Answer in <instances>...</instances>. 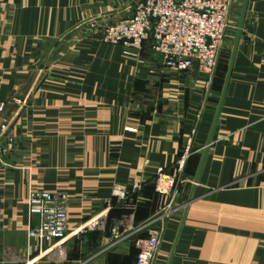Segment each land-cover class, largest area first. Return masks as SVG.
Returning a JSON list of instances; mask_svg holds the SVG:
<instances>
[{
	"label": "crops",
	"instance_id": "obj_1",
	"mask_svg": "<svg viewBox=\"0 0 264 264\" xmlns=\"http://www.w3.org/2000/svg\"><path fill=\"white\" fill-rule=\"evenodd\" d=\"M138 2L0 0V125L14 142L0 157V264H134L130 240L111 246L113 229L124 235L172 198L153 264H264V0L247 1L222 103L232 50L206 88L149 44L129 58L103 42ZM159 168L178 179L163 194ZM41 191L65 197L59 250L29 236L40 217L28 200ZM98 217L100 229L76 234Z\"/></svg>",
	"mask_w": 264,
	"mask_h": 264
},
{
	"label": "built area",
	"instance_id": "obj_2",
	"mask_svg": "<svg viewBox=\"0 0 264 264\" xmlns=\"http://www.w3.org/2000/svg\"><path fill=\"white\" fill-rule=\"evenodd\" d=\"M232 0H139L133 14L124 20L106 26L102 40L106 45H119L123 55L138 58L143 46L149 44L152 53L168 70L182 75L196 72L204 78L208 88L213 80L218 56L226 38ZM3 106H0V113ZM7 126L0 125V157L12 151L14 142L6 137ZM190 148L187 146L178 161L181 171ZM156 189L163 194L175 188L178 179L166 175L159 168L156 175ZM135 186L134 189H138ZM119 202L127 200L125 188L114 190ZM173 198L164 213L139 226L130 224L122 235L118 228L112 231L111 246L122 240H130L137 251L134 264H153L162 235L164 220L172 210ZM28 211L40 217L37 227L29 231V236L37 239L41 248L48 244L58 249L68 237L69 219L65 207V197L59 193L36 192L30 194ZM103 225V217L92 219L82 225L77 235L95 232Z\"/></svg>",
	"mask_w": 264,
	"mask_h": 264
},
{
	"label": "rangeland",
	"instance_id": "obj_3",
	"mask_svg": "<svg viewBox=\"0 0 264 264\" xmlns=\"http://www.w3.org/2000/svg\"><path fill=\"white\" fill-rule=\"evenodd\" d=\"M232 2H231L230 13H229L226 38L224 40L221 51L219 53L218 62H217V67L222 63L221 66L223 67V70L227 68L229 56H230L233 43L235 40L236 32H237V27L239 23V15L241 12V8L238 6H234V3Z\"/></svg>",
	"mask_w": 264,
	"mask_h": 264
},
{
	"label": "water",
	"instance_id": "obj_4",
	"mask_svg": "<svg viewBox=\"0 0 264 264\" xmlns=\"http://www.w3.org/2000/svg\"><path fill=\"white\" fill-rule=\"evenodd\" d=\"M247 1L248 0H245L244 5L242 7L241 16H240V20H239V23H238L237 32H236V36H235V40H234V44H233V48H232V53H231V59H230L229 67H228V72H227V75H226V78H225L224 88H223L222 97H221V103H222L223 97H224V95L226 93V89H227V86H228V83H229V80H230V76H231V72H232L233 59H234L236 48L238 46V42H239V39H240V34H241L243 21H244V17H245V12H246ZM220 106H221V104H220ZM219 110H220V107H219ZM215 123H216V121H215ZM210 141H211V136L209 138V141H208L207 145L210 144ZM191 201H192V195L189 197L188 202L185 205V207Z\"/></svg>",
	"mask_w": 264,
	"mask_h": 264
},
{
	"label": "trees",
	"instance_id": "obj_5",
	"mask_svg": "<svg viewBox=\"0 0 264 264\" xmlns=\"http://www.w3.org/2000/svg\"><path fill=\"white\" fill-rule=\"evenodd\" d=\"M134 248V247H133ZM135 249V248H134ZM136 251V250H135ZM136 256H137V251H136Z\"/></svg>",
	"mask_w": 264,
	"mask_h": 264
}]
</instances>
